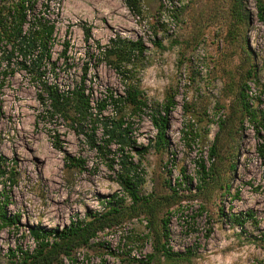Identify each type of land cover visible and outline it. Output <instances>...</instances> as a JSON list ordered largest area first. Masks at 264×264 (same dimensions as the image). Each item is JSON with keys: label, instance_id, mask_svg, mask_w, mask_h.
Returning <instances> with one entry per match:
<instances>
[{"label": "rangeland", "instance_id": "1", "mask_svg": "<svg viewBox=\"0 0 264 264\" xmlns=\"http://www.w3.org/2000/svg\"><path fill=\"white\" fill-rule=\"evenodd\" d=\"M139 2L136 14L124 0H35L32 13L55 25L51 50L63 88L73 85L89 62L86 77L93 104L107 90L123 94L124 89L96 44L103 47L118 37L142 39L143 55L129 64L126 75L150 106L162 105L169 96L175 106L169 115V143L160 150L153 145L156 130L149 111L132 115L130 106L124 108L136 144L149 147L142 155L133 153L139 192L159 197L176 188L194 196L169 209L161 206L153 228H160V218L169 215L168 245L187 258L180 264H264L259 139L240 96L243 88L249 111L259 118L264 111V19L259 6L264 8V0ZM172 8L176 18L169 13ZM3 69L0 58V200L8 196L7 215L18 219L0 228V264H9L8 248L32 246L28 227L62 228L72 219H85L89 211L102 210L104 200L123 191L115 179V146L91 148L68 121L45 111L36 81L16 64L12 74L5 76ZM112 113L109 105L104 114ZM100 134L101 129L96 137ZM66 154L84 166L65 163ZM199 184L203 189L198 190ZM237 217L244 220L241 225ZM150 232L154 234L143 217L124 220L101 231L84 252L105 259V264H144L137 260L152 250ZM106 241L119 251L108 254Z\"/></svg>", "mask_w": 264, "mask_h": 264}, {"label": "trees", "instance_id": "2", "mask_svg": "<svg viewBox=\"0 0 264 264\" xmlns=\"http://www.w3.org/2000/svg\"><path fill=\"white\" fill-rule=\"evenodd\" d=\"M126 6L140 14L139 0H124ZM171 2V1H170ZM35 0H4L0 5V58L4 69L2 74H12V64L18 65L22 71L38 84V96L44 105L46 112L51 115H58L68 121L70 127L76 134H84L86 142L91 148L101 151L108 146L114 145V155H117L119 169L115 173V179L123 191L111 194L102 203L100 211H89L85 219H72L69 224L62 228L48 229L40 225L28 227L29 234L34 239L35 246L32 250L23 249L21 245H16L13 251L8 248L9 264H63V258H72L79 248L88 247L98 232L106 228H112L124 220L143 217L146 226L152 229L151 252L146 255V259H136L138 262L149 264L154 261L157 264H180L186 255L181 252L172 251L168 245L169 239V215L160 218V228H153L157 212L161 206L165 205L169 209L173 204L187 199H193L192 195H185L172 189V193L165 196L153 197L142 195L139 192L141 179L138 176V164L133 161V153L142 155L148 150V145H137L136 139L132 136V123L128 120V114L124 111L125 106H130V114L149 111L150 121L155 128L154 147L157 150L166 148L168 145L167 130L169 127V115L175 106V99L169 96L165 103L159 106H150L142 98L141 90L132 83L126 72L129 64L134 65L145 50V45L141 38L135 40L111 38L107 45L101 47L96 44L98 54L105 56L106 63L116 70L120 80L124 85L123 94L107 90L106 95L95 102L93 92L87 85V70L89 62H85L83 73L79 79L66 88L59 83L58 60L53 58L52 43L54 40L55 25L46 17L34 15ZM260 7V17L264 19V8ZM169 13L176 18V9L172 8ZM89 31H86V39H89ZM160 45V43H158ZM67 66L68 57L64 56ZM49 73V76L47 75ZM242 109L250 112V122L255 124V132L259 142L256 146L258 158L262 164L264 175V136L260 131H264V111L259 118L255 112L249 111V106L245 102V94L241 88ZM264 90V84H263ZM1 92V84H0ZM112 107L113 113L105 115L104 111L108 106ZM88 127V130L87 129ZM101 129V134L97 138L96 132ZM99 141V142H98ZM151 141L149 146H151ZM57 149L62 147L54 142ZM110 150L109 148L107 149ZM211 157L215 156L214 148H211ZM67 164L82 167L84 161L75 159L70 155L64 156ZM203 170L205 167L200 165ZM112 168V166H110ZM3 173V171H0ZM203 175L202 177H204ZM203 184L206 181L203 179ZM201 184V183H200ZM198 186V190L203 189V185ZM229 188V183H225V190ZM130 199L129 203L125 198ZM9 198L3 195L0 200V228L14 225L17 216L7 215L5 209ZM246 215L251 216L250 213ZM238 224L244 220L236 218ZM101 246V244L99 243ZM17 252V254H16ZM114 254V253H112ZM161 258L164 261H161ZM187 259V258H186ZM105 259H102L104 261Z\"/></svg>", "mask_w": 264, "mask_h": 264}, {"label": "built area", "instance_id": "3", "mask_svg": "<svg viewBox=\"0 0 264 264\" xmlns=\"http://www.w3.org/2000/svg\"><path fill=\"white\" fill-rule=\"evenodd\" d=\"M27 232L29 233L28 229H27ZM101 233L98 232V234ZM97 234V235H98ZM29 237H31V235L29 234ZM94 240H98V237L96 236ZM93 240V241H94ZM31 242H32V246L31 247H22L24 250L25 249H28V250H32L33 247L35 246V242H34V239L31 237ZM105 245L106 246V251L108 254H112L114 252H118L119 249L115 248L114 245L110 244L109 247H108V242L106 241L105 242ZM13 251L16 249V245H13L12 248H11ZM17 254V252H16ZM137 257L138 258H145V255H139V253L137 254ZM106 263V260L105 261H101L99 257H94L93 255H87L85 252H84V248H79L75 251L74 255L72 256V258H66L64 257L63 258V264H105Z\"/></svg>", "mask_w": 264, "mask_h": 264}]
</instances>
